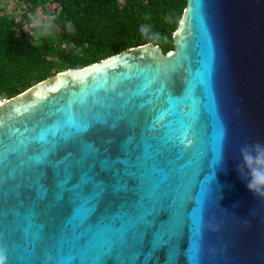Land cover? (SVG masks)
Here are the masks:
<instances>
[{"label": "snow or ice", "instance_id": "obj_1", "mask_svg": "<svg viewBox=\"0 0 264 264\" xmlns=\"http://www.w3.org/2000/svg\"><path fill=\"white\" fill-rule=\"evenodd\" d=\"M191 16L197 35L207 42L198 11L191 10ZM208 64L202 78L186 77L177 88L173 76L185 66L177 59L167 61L162 79L154 85L161 90L162 102L155 112L137 107L111 117L78 118L73 108V134L47 145L39 135L21 144L12 136L15 128L2 129L8 144L2 156L5 233L0 250L7 264H159L161 249L166 252L163 264H205L204 222L213 197L208 182L172 187L175 182L161 161L172 136L161 128L175 101L176 109L188 117L184 148L193 145L191 137L200 123L214 118L220 152L226 123L218 114L212 59ZM147 67L141 66V71ZM157 117L159 122L151 124ZM145 120L151 130L142 139ZM209 153L214 154L211 147ZM193 154L205 152H181ZM170 214L178 220L166 231L162 222Z\"/></svg>", "mask_w": 264, "mask_h": 264}, {"label": "water", "instance_id": "obj_2", "mask_svg": "<svg viewBox=\"0 0 264 264\" xmlns=\"http://www.w3.org/2000/svg\"><path fill=\"white\" fill-rule=\"evenodd\" d=\"M190 9L198 11L207 28V42L197 35ZM173 46L167 53L151 43L133 47L83 68L64 70L0 102V184L2 156L8 144L2 129L15 128L12 136L21 144L39 135L47 145L73 134V108L78 118L111 117L114 112L137 107L155 112L162 102L161 90L154 85L162 79L167 61L177 59L185 66L173 76L179 88L186 77L189 81L202 78L212 59L214 92L218 114L226 123V142L218 153L213 118L200 123L191 137L193 145L184 148L188 117L172 101L161 128L172 140L161 161L175 182L172 187L186 189L208 182L213 209L204 222L205 264H264V198L248 190L240 154L245 145L264 143V0H186ZM182 48L183 55L177 56ZM144 65L149 67L141 71ZM184 99H188L187 93ZM158 122L159 117L151 124ZM150 130L145 120L140 127L141 138ZM209 147L214 154H207ZM195 148H203L205 155H181L192 154ZM145 172L150 181L151 174ZM161 218L166 219V214ZM177 220L170 214L162 222L164 229L172 231ZM4 233L0 210V242ZM158 256L159 264H163L165 250L161 249ZM107 264H112L111 260Z\"/></svg>", "mask_w": 264, "mask_h": 264}, {"label": "trees", "instance_id": "obj_3", "mask_svg": "<svg viewBox=\"0 0 264 264\" xmlns=\"http://www.w3.org/2000/svg\"><path fill=\"white\" fill-rule=\"evenodd\" d=\"M0 3V100L67 69H80L151 43L173 50L186 0H14ZM54 16L52 36L37 45L30 15ZM141 28L144 30L141 31Z\"/></svg>", "mask_w": 264, "mask_h": 264}, {"label": "clouds", "instance_id": "obj_4", "mask_svg": "<svg viewBox=\"0 0 264 264\" xmlns=\"http://www.w3.org/2000/svg\"><path fill=\"white\" fill-rule=\"evenodd\" d=\"M54 16H40L37 13L31 17V26L35 31L29 34L36 44L41 42V38H48L53 35L51 32ZM144 29L141 28V31ZM243 162L242 172L246 174L245 182L248 190L260 198H264V143L255 141L250 145H245L240 150ZM0 264H6V257L0 250Z\"/></svg>", "mask_w": 264, "mask_h": 264}, {"label": "rangeland", "instance_id": "obj_5", "mask_svg": "<svg viewBox=\"0 0 264 264\" xmlns=\"http://www.w3.org/2000/svg\"><path fill=\"white\" fill-rule=\"evenodd\" d=\"M0 3H2V5L4 6L5 10L7 12H14L16 15H19V13H21V9L20 6H18L14 0H0ZM34 15H30V18L35 16ZM4 100H0V102H3Z\"/></svg>", "mask_w": 264, "mask_h": 264}]
</instances>
